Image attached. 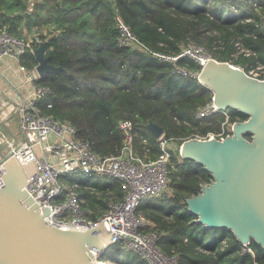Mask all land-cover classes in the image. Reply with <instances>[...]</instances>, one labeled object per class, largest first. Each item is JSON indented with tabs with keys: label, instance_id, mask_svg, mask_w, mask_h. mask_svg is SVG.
Returning a JSON list of instances; mask_svg holds the SVG:
<instances>
[{
	"label": "trees",
	"instance_id": "trees-1",
	"mask_svg": "<svg viewBox=\"0 0 264 264\" xmlns=\"http://www.w3.org/2000/svg\"><path fill=\"white\" fill-rule=\"evenodd\" d=\"M37 1L28 15L30 0H0V28L7 26L18 37L25 28H48L51 38L46 56L62 71L42 80L51 90L40 103L42 114L71 123L77 137L89 141L103 157L121 149L124 137L119 123L125 119L134 123L137 153L148 158V151V159L159 155L157 139L148 130L150 123L161 126L167 139L182 145L196 135L220 131L226 121L222 114L198 118L199 109L214 94L197 78L176 72L172 63L155 53L175 56L192 42L206 48L216 60L233 63L248 73L254 66L264 65V0L262 10L238 0ZM117 17L148 51L119 46ZM237 44L253 55L236 57ZM36 63L33 57L31 65ZM177 65L192 72L200 70L186 57ZM248 118L231 110L229 122ZM169 172L172 193L148 199L139 208L162 234L159 245L167 254L177 255L178 264H264V250L255 241L251 243L253 257L243 253V244L232 231L205 228L189 213L186 200L211 181L201 165L184 160L177 152ZM108 181L81 178L85 207L103 212L107 200L122 196L118 182ZM104 255L119 264H147L120 245L110 247Z\"/></svg>",
	"mask_w": 264,
	"mask_h": 264
},
{
	"label": "built area",
	"instance_id": "built-area-1",
	"mask_svg": "<svg viewBox=\"0 0 264 264\" xmlns=\"http://www.w3.org/2000/svg\"><path fill=\"white\" fill-rule=\"evenodd\" d=\"M36 1L30 0L27 13L34 11ZM238 1L262 10L263 0ZM116 20L119 46L148 51L121 17ZM261 24L264 27V9ZM50 38L48 31L39 26L32 27L22 37L12 34L7 26L0 28V146L9 142L3 133L4 127L9 128L13 137L18 135L4 152H0V188L5 185L4 164L7 161L13 157L20 165L33 161L37 171L27 178L24 189L40 208L49 207L51 213L46 221L50 225L67 231H87L104 222L107 233L112 234L105 243L104 254L110 247L122 244L125 252L137 254L147 264H178V256L167 254L159 245L162 234L154 230L155 226L139 208L145 200L167 194L171 183L169 166L181 145L176 139L162 135L157 139L159 156L155 159L143 157L136 151L134 123L125 119L119 123L124 137L121 149L117 154L103 157L93 150L89 141L77 137V130L71 123L43 115L40 103L51 90L42 83L45 75L38 70L40 62L35 52L42 44L47 45ZM237 46V53L247 57L253 55L241 44ZM154 55L172 63L176 72L198 80L202 68L215 59L203 46L192 42L178 55ZM33 57L37 63L31 65ZM185 57L197 63L200 70L192 72L179 67L178 61ZM249 73L264 80V65L253 67ZM214 114L226 117L221 130L193 138L224 140L233 134L230 110H221L213 96L210 103L199 109L197 117L204 119ZM144 143L147 144V140ZM87 177L119 182L122 196L114 195L107 200L103 212L85 207L86 200L80 188L81 178ZM242 251L255 257L251 244H243ZM91 253L96 264L104 256L94 249Z\"/></svg>",
	"mask_w": 264,
	"mask_h": 264
},
{
	"label": "water",
	"instance_id": "water-1",
	"mask_svg": "<svg viewBox=\"0 0 264 264\" xmlns=\"http://www.w3.org/2000/svg\"><path fill=\"white\" fill-rule=\"evenodd\" d=\"M46 49L42 44L35 52L40 74H60L62 69L49 63ZM199 80L221 110L249 118L234 123L233 134L224 140L192 138L182 143L181 157L201 165L211 176L197 195L186 200L187 209L205 228L227 229L240 243L255 241L264 250V80L216 59L202 68ZM148 130L155 139L164 135L156 123H150ZM4 166L0 264H96L91 249L103 255L112 236L104 222L87 231L50 225L49 207L40 208L24 189L27 178L37 171L35 163L20 165L13 157Z\"/></svg>",
	"mask_w": 264,
	"mask_h": 264
},
{
	"label": "rangeland",
	"instance_id": "rangeland-1",
	"mask_svg": "<svg viewBox=\"0 0 264 264\" xmlns=\"http://www.w3.org/2000/svg\"><path fill=\"white\" fill-rule=\"evenodd\" d=\"M36 2H38V1H36ZM46 28V27H45ZM47 30H48V28H46ZM206 49V48H205ZM209 52V51H208ZM210 54H211V52H209ZM238 55L240 54V53H237ZM237 54H236V57H237ZM212 55V54H211ZM213 56V55H212ZM214 58V57H213ZM254 67H257V66H254ZM3 133H4V135H5V137H7L8 139H6V140H8L9 142L10 141H14V140H16V138H18V135H15V137H13L12 135H11V133L9 132V128H6V127H4L3 128ZM9 142H7L6 144H4V145H1L0 146V152H4L5 150H6V148L10 145V143ZM145 155L146 156H148V158H150L151 156L149 155V152L148 151H146L145 152ZM159 156V155H158ZM172 193V190L169 188V190H168V192H167V194H171ZM145 201H147V200H145ZM117 246L118 245H116V246H114V248H117ZM120 246H122V244H120ZM123 247V246H122ZM100 262H105V263H107V264H119L116 260L117 259H112V258H110V257H105V255L104 256H102L100 259Z\"/></svg>",
	"mask_w": 264,
	"mask_h": 264
},
{
	"label": "crops",
	"instance_id": "crops-1",
	"mask_svg": "<svg viewBox=\"0 0 264 264\" xmlns=\"http://www.w3.org/2000/svg\"><path fill=\"white\" fill-rule=\"evenodd\" d=\"M32 28H30V29H28V28H25L24 29V32H23V35L24 34H26L28 31H30ZM118 184H119V182H118ZM120 185V184H119ZM88 188H90L92 191H93V189H94V187H92V186H90V187H88Z\"/></svg>",
	"mask_w": 264,
	"mask_h": 264
},
{
	"label": "bare ground",
	"instance_id": "bare-ground-1",
	"mask_svg": "<svg viewBox=\"0 0 264 264\" xmlns=\"http://www.w3.org/2000/svg\"><path fill=\"white\" fill-rule=\"evenodd\" d=\"M97 264H107V263H105V262H98Z\"/></svg>",
	"mask_w": 264,
	"mask_h": 264
}]
</instances>
